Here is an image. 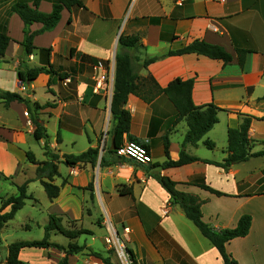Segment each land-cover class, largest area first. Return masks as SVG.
Here are the masks:
<instances>
[{
	"label": "crops",
	"instance_id": "crops-1",
	"mask_svg": "<svg viewBox=\"0 0 264 264\" xmlns=\"http://www.w3.org/2000/svg\"><path fill=\"white\" fill-rule=\"evenodd\" d=\"M17 1L0 0V30L6 29L11 38L0 61V93H17L31 103L50 107L29 111L23 103L13 102L7 108L0 101V172L10 177L32 171L34 175L24 183L35 180L37 166L27 161V152L35 155L28 143L37 141L34 116L48 135L54 127L56 138L49 135L50 147L60 156L79 155L92 148L104 158V165L95 169L61 164L66 167L62 170L59 166L61 177L54 183L62 190L51 202L58 214L82 219L85 211L94 214L99 200L121 236L129 230L127 248L139 264H224L219 251L154 178L161 175L173 181L179 193L198 199L203 221L216 232L234 229L242 216L250 215L249 234L227 243L226 251L237 264H264V156L228 169L214 164L228 157V130L238 129L246 118L251 119V154L264 152V0H81L85 8L65 9L53 31L34 38L32 55H26L22 46L24 23L11 11ZM52 1L39 0V11L51 13ZM29 5L33 6V0ZM42 27L34 24L30 29L36 32ZM122 35L138 36L141 45L122 47ZM195 40L222 47L232 62L224 64L196 54L168 56L169 51ZM42 50L50 51L55 74L21 81L19 71L45 67L48 55ZM239 51L247 52L244 68L239 64ZM117 54L129 55L139 77H152L161 88L178 78L194 80L193 103L221 109L219 122L196 145L183 147L187 124L173 125L177 113L164 95L150 104L129 95L125 109L132 120L124 142L129 138L148 141L152 163L139 164L109 153L114 139L110 128ZM98 62L106 65L109 79L96 93L94 67ZM166 136L171 160L178 161L184 150L200 161L178 168L157 167L167 160ZM206 141L214 148L209 149ZM37 142L43 149L45 141ZM36 159L45 160L44 150L43 157ZM203 181L225 196L196 185ZM91 183L95 191L86 190ZM168 207L171 210L166 212Z\"/></svg>",
	"mask_w": 264,
	"mask_h": 264
},
{
	"label": "trees",
	"instance_id": "trees-1",
	"mask_svg": "<svg viewBox=\"0 0 264 264\" xmlns=\"http://www.w3.org/2000/svg\"><path fill=\"white\" fill-rule=\"evenodd\" d=\"M29 1L30 0H18L11 8V11L20 17L25 26V38L22 42V46L26 55H32L36 50L33 41L37 35L53 31L57 27L59 21L61 20V14L65 9L71 11L75 8H85L81 0H53L52 12L44 13L38 9L39 0H33V6L29 5ZM34 24H41L43 27L39 31L32 32L30 28ZM10 42L11 38L8 36L7 30L1 29L0 61L5 58ZM119 44L124 48H136L141 45V39L138 36L128 37L122 35L119 38ZM49 52V50H42V53L48 55L47 60L44 63L45 67L29 69L26 73L19 71L21 81L31 82L36 80L41 74H55V71L49 61ZM186 54L205 56L213 60L222 61L224 64H229L233 60L231 54L226 52L222 47L211 45L200 40H195L180 50L169 51L168 56H181ZM246 54V51L238 52L239 64L242 68L245 66ZM152 61L153 60L145 62L143 67H147ZM59 77L61 79H65V76L63 75H59ZM193 88L194 80L185 81L179 78L172 81L168 87L161 88L152 77H139L134 69L132 59L129 55L117 54L113 96L111 101L112 128L110 130V134L115 140L116 148L124 142V136L129 135L131 128V114L125 109L129 95H135L148 104L152 103L157 96L164 95L177 113L176 119L173 120V125H177L182 121H185L187 124L188 131L184 139L183 147L186 144L196 145L200 142L219 122L218 114L222 110L213 104L201 107L195 106L192 97ZM0 101H2L4 106L7 108L13 102L23 103L28 107L29 111L44 110L47 107H50V104L40 105L39 103H31L19 94L10 92L0 93ZM32 123L35 126V139L37 141H45L43 147L45 160L43 162H38L32 152H27V161L30 164L37 166L36 180L33 181H39L41 183L50 201L53 202L58 199L61 194L62 186H58L54 183L57 178L61 177L59 171V166L61 164H65L69 167L89 165L93 169H95L98 165H104V158H100V152L98 149L91 148L79 155L60 156V154L51 149L50 137L41 122L33 116ZM250 124L251 119L246 118L238 129L228 130V157L223 163H214L215 165L228 169L235 164L248 161L251 157L264 156V152L258 154H251L250 152V141L248 135ZM57 141L58 143H61L60 133H58ZM129 141L134 140L129 138ZM169 146L170 142L166 136L164 138V153L167 160L165 163L157 166L161 169L178 168L200 161V159L186 154L184 150L181 152L180 159L178 161H173L170 159ZM206 146L209 149L214 148V144L208 141H206ZM109 153L116 154V152L112 150H109ZM154 178L168 191L171 197L180 204L187 218L192 221L202 235L219 251L224 264H237L232 256L227 253L226 244L236 238L246 237L249 234L252 225V217L250 215H244L240 218L236 228L216 232L203 221L201 204L197 198L181 194L176 191V184L169 178L161 175H155ZM5 179L10 180L8 178ZM30 182L32 181H27L17 187L19 192L17 196H10L7 199L0 197L2 203L0 209V233L4 226L13 220L17 213L23 209L25 201L27 199H31V196L28 194V185ZM196 185L218 197L225 196V194L207 186L204 181L201 183L197 182ZM86 190L95 191L94 183H91ZM7 208H10V211L2 214V212ZM63 221L62 216L50 215L49 223L45 227V235L42 240L19 241L9 245L6 264H24L20 261L19 256L25 249L48 250L51 248L65 253V257L59 262V264H70L68 257L83 252L85 247L77 244H70L68 249H66L51 242V233L57 232L66 239L72 241L83 235H92V232L82 228H67ZM127 253L131 264H139L133 252L128 248ZM94 255L102 259L105 264H112L109 260L103 259L100 254Z\"/></svg>",
	"mask_w": 264,
	"mask_h": 264
},
{
	"label": "rangeland",
	"instance_id": "rangeland-1",
	"mask_svg": "<svg viewBox=\"0 0 264 264\" xmlns=\"http://www.w3.org/2000/svg\"><path fill=\"white\" fill-rule=\"evenodd\" d=\"M38 86L39 88L41 87L40 85ZM1 112L0 109V113ZM49 135L52 138H56L53 126L49 130ZM28 143L36 157L42 158L43 149L39 142L30 139ZM60 167L62 170L66 168L65 165ZM10 171H14V168H10ZM24 172L27 176L24 174L16 175L14 173L9 174L10 177H7L0 172V197L7 199L10 196L18 195L19 192L17 187L24 184L25 179H29V177L34 175L32 171L28 173L26 171ZM5 178L10 180H6ZM55 184L58 185L57 183ZM28 194L31 196V199L25 201L23 209L17 213L13 220L4 226L0 233V264H6L8 246L12 243L42 240L45 235V227L49 223L50 215L62 216L64 225L67 228H82L92 232V235H83L72 241L66 239L57 232L51 233V242L66 249H68L70 244H77L85 247L83 252L68 257L70 264H105L102 259L96 257L94 254H100L103 259L109 260L112 264H131L126 250L121 254V247L116 238L121 241L120 243L124 244L126 249L127 242L124 240L123 236H121V231H118V228L104 212L99 200L95 201L93 207L94 214L85 211L82 219L77 218L76 220H71L64 215L58 214L60 212L51 204L52 201L49 200L39 181H32L29 183ZM1 206L2 203L0 200V209ZM98 210L100 211L99 214ZM9 211L10 208H7L2 214ZM112 227L116 230L117 236H115ZM64 257V252L53 248L48 250L25 249L20 253L19 259L24 264H59ZM70 260L72 261L70 262Z\"/></svg>",
	"mask_w": 264,
	"mask_h": 264
},
{
	"label": "built area",
	"instance_id": "built-area-1",
	"mask_svg": "<svg viewBox=\"0 0 264 264\" xmlns=\"http://www.w3.org/2000/svg\"><path fill=\"white\" fill-rule=\"evenodd\" d=\"M214 31H217L215 28H213ZM94 71L97 72L95 80V87L94 91L96 93L100 92L101 89L104 88L105 84L107 83L109 79V72L106 68V65L103 62H98L96 66L94 67ZM28 116V114H25ZM148 141L144 143H138L134 141H125L123 142L116 150V156L118 158L128 159L132 160L134 162H137L139 164H150L152 163V155L147 147ZM171 210V207L166 208V212H169ZM114 230L115 236H117L116 230L112 227ZM128 233L129 230H125V236H123L124 240L126 241L128 239ZM117 239V242L120 244L121 247V254L124 253V251L127 249L124 247L123 243H120L121 241ZM127 242V241H126Z\"/></svg>",
	"mask_w": 264,
	"mask_h": 264
},
{
	"label": "water",
	"instance_id": "water-1",
	"mask_svg": "<svg viewBox=\"0 0 264 264\" xmlns=\"http://www.w3.org/2000/svg\"><path fill=\"white\" fill-rule=\"evenodd\" d=\"M117 148H116V145H115V140L113 139L112 140V146H111V150L112 151H115Z\"/></svg>",
	"mask_w": 264,
	"mask_h": 264
}]
</instances>
